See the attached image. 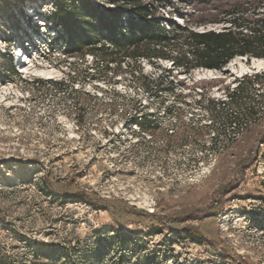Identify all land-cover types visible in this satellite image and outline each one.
<instances>
[{"label":"rangeland","instance_id":"1","mask_svg":"<svg viewBox=\"0 0 264 264\" xmlns=\"http://www.w3.org/2000/svg\"><path fill=\"white\" fill-rule=\"evenodd\" d=\"M28 1L0 0V11ZM60 1L85 11L66 25L71 50L114 64L100 70L78 131L59 122L58 106L7 109L15 91L0 93V264H264V62L238 55L212 74L175 68L155 54L160 44L112 38L120 19L93 1ZM242 1L175 4L185 23L170 14L163 50L187 51L189 31L224 28ZM145 5L162 18L156 1L118 6ZM255 5H245L251 21ZM3 52L7 77L15 64Z\"/></svg>","mask_w":264,"mask_h":264},{"label":"built area","instance_id":"2","mask_svg":"<svg viewBox=\"0 0 264 264\" xmlns=\"http://www.w3.org/2000/svg\"><path fill=\"white\" fill-rule=\"evenodd\" d=\"M91 1L102 14L109 15L112 11H117L116 16H111L120 19L117 33L130 32L129 23L132 18L137 23H142V17L133 8L118 6L124 0ZM138 1L149 4L151 0ZM152 1L158 3V12L163 15L160 18L163 26H169L170 14L175 20L171 21L173 25H184V15L175 4L188 0ZM60 2L30 0L18 13L7 15L5 11H0V26L5 25L10 31L8 35L1 32L0 51L8 50L10 60L15 64L12 75L7 77L0 75V93L10 88L15 91V99L12 104L6 106L7 109L32 111L41 101L49 107L58 106L62 111L59 122L71 130L78 131L85 118L87 105L91 110L94 108V82L96 83L102 76L100 70L107 73L114 62L92 51L77 53L71 50L72 37L60 18L58 8ZM72 3L79 5L82 0H72ZM147 17L150 19L153 16L150 14ZM223 26L216 25L207 29L201 27L198 31H221ZM101 31L109 32L108 27ZM135 31L139 29L136 28ZM240 57L248 60L247 56ZM37 69L51 72L52 75L38 73L35 71ZM41 95L45 98L39 99Z\"/></svg>","mask_w":264,"mask_h":264},{"label":"trees","instance_id":"3","mask_svg":"<svg viewBox=\"0 0 264 264\" xmlns=\"http://www.w3.org/2000/svg\"><path fill=\"white\" fill-rule=\"evenodd\" d=\"M85 2L82 0V3ZM250 2L252 4L255 3L256 5L253 8L255 11L258 10L257 13H254L256 17L252 21L246 15V10L249 8L245 7ZM261 3L262 0H256V2L243 0L228 13L230 17L225 20L230 23L221 31H189V35L185 39L188 49L186 51L179 48L178 56H174L170 52L168 53L163 50L167 45L170 46L173 43L166 37L161 19L156 18L155 14L150 13L148 6L145 5L134 9L143 20L142 23H137L134 18L131 19L129 23L131 37L133 38L131 42L140 43L142 40H146L148 44H160L162 50L155 54H159L160 57L172 58L175 68H185L186 71H190L193 68L221 69L238 55L247 56L250 62L254 57H264V12L259 11ZM58 8L61 20L66 25H69L72 14L66 10L61 2L58 3ZM84 12L82 11L80 14L84 15ZM150 14L153 17L149 19L147 16ZM110 15L114 16L116 12L112 11ZM104 22L106 23V21ZM138 26L139 31H135ZM96 34L97 32L94 31V38ZM119 34L113 35L112 38H120L121 35H126L125 33ZM142 54L151 56L148 52H143ZM189 57H191L190 63L188 62ZM66 196L71 197L74 194H66ZM75 196L80 201L87 202L86 200H88V196L84 193L79 192ZM187 232L188 234H193L191 229Z\"/></svg>","mask_w":264,"mask_h":264},{"label":"bare ground","instance_id":"4","mask_svg":"<svg viewBox=\"0 0 264 264\" xmlns=\"http://www.w3.org/2000/svg\"><path fill=\"white\" fill-rule=\"evenodd\" d=\"M253 62H254L253 66H255V65L260 66V65H262V63L264 62V60L261 59V58H256V60L254 59ZM248 68H249V67H248ZM204 70H206V71H205L206 73H210V74H212V72H213V70H211V69H204ZM26 71H28V69H27ZM30 71H31V70H30ZM35 71L38 72V73H42V74H44V75H46V76H51V75H52L51 72H47V71H45V70H38V69H37V70H35Z\"/></svg>","mask_w":264,"mask_h":264},{"label":"crops","instance_id":"5","mask_svg":"<svg viewBox=\"0 0 264 264\" xmlns=\"http://www.w3.org/2000/svg\"><path fill=\"white\" fill-rule=\"evenodd\" d=\"M71 16H72L71 19H76L77 17L78 18L81 17L82 14H80V13L79 14H72ZM81 18H83V16ZM80 20H82V19H80Z\"/></svg>","mask_w":264,"mask_h":264},{"label":"water","instance_id":"6","mask_svg":"<svg viewBox=\"0 0 264 264\" xmlns=\"http://www.w3.org/2000/svg\"><path fill=\"white\" fill-rule=\"evenodd\" d=\"M254 60V59H253Z\"/></svg>","mask_w":264,"mask_h":264}]
</instances>
